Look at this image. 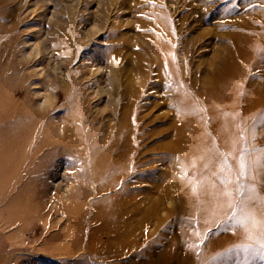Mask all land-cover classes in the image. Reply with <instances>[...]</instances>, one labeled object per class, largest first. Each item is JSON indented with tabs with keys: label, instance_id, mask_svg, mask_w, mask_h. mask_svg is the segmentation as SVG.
<instances>
[{
	"label": "rangeland",
	"instance_id": "1",
	"mask_svg": "<svg viewBox=\"0 0 264 264\" xmlns=\"http://www.w3.org/2000/svg\"><path fill=\"white\" fill-rule=\"evenodd\" d=\"M0 93L32 132L0 264H264L196 184L264 149V0H0Z\"/></svg>",
	"mask_w": 264,
	"mask_h": 264
},
{
	"label": "snow or ice",
	"instance_id": "2",
	"mask_svg": "<svg viewBox=\"0 0 264 264\" xmlns=\"http://www.w3.org/2000/svg\"><path fill=\"white\" fill-rule=\"evenodd\" d=\"M241 140L244 147L235 157L237 160L235 167L229 162V154L224 153L223 159L219 162L220 171L213 173L215 180L205 178V181H197L196 184L203 186V183L207 182L210 185L218 201L211 215L218 217L226 210L222 223L230 225L231 231L241 230L247 241L243 245L244 249L264 260V195L254 183L255 166L259 165L264 169V149L259 150L260 155L256 160H249L251 150L247 147V138L242 136ZM194 194H199L197 188H194ZM193 247L199 246L194 244ZM231 251L233 249L218 255L224 256Z\"/></svg>",
	"mask_w": 264,
	"mask_h": 264
},
{
	"label": "bare ground",
	"instance_id": "3",
	"mask_svg": "<svg viewBox=\"0 0 264 264\" xmlns=\"http://www.w3.org/2000/svg\"><path fill=\"white\" fill-rule=\"evenodd\" d=\"M1 96L2 94L0 93V213H2L1 211L4 209H9V208L11 209L14 206V204L17 203L18 199H14L12 201L6 202V199H4L5 193L9 189V186H7L8 182L10 181L12 175L15 174L16 172V169L18 167V162L22 157L21 155H23L22 153H23V149H25V145L28 146V143L32 141V139L30 141V136L32 132H30L29 125L27 126V122L25 121L26 116L25 117L17 116V113L14 112L10 113L8 110H6L2 106L3 97L1 98ZM112 226L113 224L109 222L102 223L101 227H98L99 229H97L98 235L96 234L94 236L95 239L103 240L102 235H99V233H101L102 231L105 232L106 230L104 229L110 231ZM104 232L102 233L103 236L105 237L104 239L105 243L111 242L113 239H119L118 236H121L120 234H115L113 236H110L107 235L106 233L104 234Z\"/></svg>",
	"mask_w": 264,
	"mask_h": 264
}]
</instances>
